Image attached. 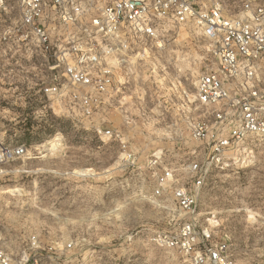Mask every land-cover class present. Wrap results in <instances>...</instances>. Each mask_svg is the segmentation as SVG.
Returning <instances> with one entry per match:
<instances>
[{
  "label": "rangeland",
  "instance_id": "374dc122",
  "mask_svg": "<svg viewBox=\"0 0 264 264\" xmlns=\"http://www.w3.org/2000/svg\"><path fill=\"white\" fill-rule=\"evenodd\" d=\"M224 1L234 8L235 0ZM20 33L15 14L0 22V142L28 150L0 176L4 245L36 233L73 240L67 264H167L169 254L153 238L182 214L171 195L153 197L152 187L167 165L206 156L191 129L210 119L211 109L193 94L198 75L216 68L209 41L189 26L167 30L161 47L116 42L118 91L110 108L86 120L53 110L40 93L54 61ZM96 121L112 136L99 138ZM196 210L201 224L229 236L236 264L264 262V136H250L211 165Z\"/></svg>",
  "mask_w": 264,
  "mask_h": 264
},
{
  "label": "built area",
  "instance_id": "2783aa9c",
  "mask_svg": "<svg viewBox=\"0 0 264 264\" xmlns=\"http://www.w3.org/2000/svg\"><path fill=\"white\" fill-rule=\"evenodd\" d=\"M11 14L21 39L54 61L40 93L53 110L86 120L113 104L116 42L130 38L161 47L167 30L189 26L206 37L216 68L198 75L193 94L211 109L210 119H198L191 129L206 156L156 174L151 195H171L182 217L153 241L169 254L167 264H236L229 236L216 235L217 225L208 220L201 224L196 209L211 165L237 153L250 136H264V0H235L234 8L224 0H0V22ZM92 127L99 138L112 136L99 121ZM27 153L24 144L0 142V176ZM4 244L0 232V264H67L76 249L73 240L44 241L36 233L14 248Z\"/></svg>",
  "mask_w": 264,
  "mask_h": 264
},
{
  "label": "bare ground",
  "instance_id": "6f19581e",
  "mask_svg": "<svg viewBox=\"0 0 264 264\" xmlns=\"http://www.w3.org/2000/svg\"><path fill=\"white\" fill-rule=\"evenodd\" d=\"M56 145H52L51 148L55 147Z\"/></svg>",
  "mask_w": 264,
  "mask_h": 264
}]
</instances>
